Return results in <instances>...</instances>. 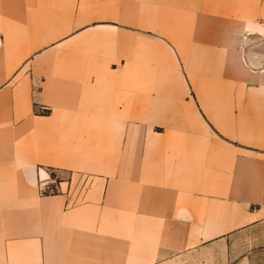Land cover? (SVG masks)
<instances>
[{
    "label": "crops",
    "instance_id": "crops-1",
    "mask_svg": "<svg viewBox=\"0 0 264 264\" xmlns=\"http://www.w3.org/2000/svg\"><path fill=\"white\" fill-rule=\"evenodd\" d=\"M0 264H264V0H0Z\"/></svg>",
    "mask_w": 264,
    "mask_h": 264
},
{
    "label": "rangeland",
    "instance_id": "rangeland-1",
    "mask_svg": "<svg viewBox=\"0 0 264 264\" xmlns=\"http://www.w3.org/2000/svg\"><path fill=\"white\" fill-rule=\"evenodd\" d=\"M54 176H56L55 173H54ZM45 191H46L47 193H54V192H57L58 189L56 188L55 185H52V186L46 188ZM219 263H221V261H220Z\"/></svg>",
    "mask_w": 264,
    "mask_h": 264
}]
</instances>
